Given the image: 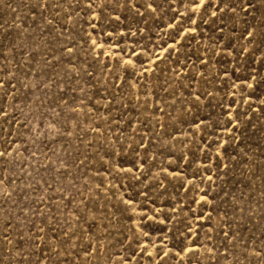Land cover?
<instances>
[{
    "label": "rangeland",
    "instance_id": "374dc122",
    "mask_svg": "<svg viewBox=\"0 0 264 264\" xmlns=\"http://www.w3.org/2000/svg\"><path fill=\"white\" fill-rule=\"evenodd\" d=\"M0 264H264V0H0Z\"/></svg>",
    "mask_w": 264,
    "mask_h": 264
}]
</instances>
